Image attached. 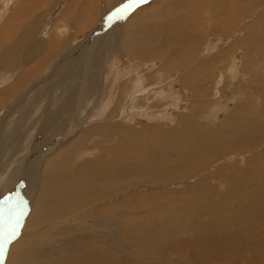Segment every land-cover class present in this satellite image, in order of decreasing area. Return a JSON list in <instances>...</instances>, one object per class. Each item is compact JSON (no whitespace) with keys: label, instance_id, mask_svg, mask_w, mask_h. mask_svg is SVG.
Wrapping results in <instances>:
<instances>
[{"label":"bare ground","instance_id":"obj_1","mask_svg":"<svg viewBox=\"0 0 264 264\" xmlns=\"http://www.w3.org/2000/svg\"><path fill=\"white\" fill-rule=\"evenodd\" d=\"M2 1L3 4L4 0ZM99 1H103V2L110 1L111 5L109 4L110 5V7L108 8L109 10L113 9L115 5H117V3L121 1L125 2V0H73L69 5H67L64 12L60 15L58 22H65L61 24H68V25L72 23L70 25H73L75 35L81 32H85L86 30L90 32L89 29L95 24H97V22L100 20L93 21L89 27L88 24L85 23V21L88 20V17L91 14V10L94 9V7L99 3ZM242 1L243 0H227V2H242ZM79 2H82V5L79 7L78 10L74 11L78 6ZM222 2H226V0H154L152 4L151 3L149 4V6H153V8L151 10L147 9L145 13H142L144 15V18L142 19H139L137 17L134 18V16L141 14L140 12H138L139 10L134 12V14L131 17H133L135 21L127 20V17L133 10L131 8L132 10H130L131 12L129 13L127 6L122 11H118L117 14L109 17L106 22L100 23L101 24V25L99 24L100 26L99 25L95 26L93 34L92 31L90 33L92 34L93 37L94 35H96V37H94L93 39L91 38V40H87V38H85L86 41L89 43L87 46L80 48L83 51L85 50L81 54V58L83 59V61H86L87 59H89V57L95 58V56L98 53L101 54V52L105 50L107 51V54L109 56L113 55L114 53H119L125 58H127L129 62H132V59L149 62V60L151 61L152 58H157V59H162V61L165 63L167 67L169 66L171 67L175 65L179 69H183L187 66L188 62L191 59L198 60L197 57L200 56L202 52L203 44H205L204 41L207 40L208 34L215 33L217 34V37L222 35L226 36L228 34V33L222 34V31L224 29H226L227 32H229L230 29L229 27H225V25H227L230 22L229 21L227 22L222 15H217V23L214 24L217 25V27H213V26L210 27L211 32L208 31L209 33L203 32L204 29L203 27L205 25V12L211 11V8L209 7L216 8L222 5L221 4ZM85 3L87 5L86 11L82 12L81 8L84 6ZM156 3L158 5H156ZM60 4H63V0H19L17 2L16 4L17 7L14 9V11L12 9L10 10V12L5 17L3 24L0 26V69L13 71L18 68L24 69L25 66L28 64H30V67H32L31 66V64L33 63L32 61L37 59L34 61L35 63H33L35 66V68L33 66V69L38 71L39 69L37 67L40 64H43L48 60L50 61L51 59H53L54 57L53 54L55 52L56 53L58 52V54L55 55L56 57L58 55L64 54L63 50L66 49L65 47L66 45H68V43L66 42V40H64V38H62L63 29L59 30L60 29L59 24L56 23L54 25L52 29L53 32L50 35V39L47 41H37L34 38L32 29L30 27L24 26V23L27 22L28 19L32 18V16L35 14L36 11H39L38 14L39 16L36 21L39 23H37L36 28L43 21H46V23L50 22V17L56 13L55 11L60 6ZM128 4L129 3H127V5ZM238 6L239 3L235 5L234 7L235 10L236 8H238ZM43 7H45V9ZM132 7H134V5H132ZM178 8L182 10L178 12L177 11ZM258 8L259 7H257V9ZM242 11L240 14L243 13L245 15L246 13H244V10ZM48 14L49 17H47ZM235 14H237V11ZM211 15L214 14L211 13ZM254 20L256 21V19ZM213 22H215V20H213ZM211 23L212 22H210V24ZM258 24L260 25L261 23L258 21ZM254 25L257 26V24ZM78 27H82L85 29L87 28V29L79 31ZM262 31H264V29H262ZM87 42L85 44H87ZM234 45H236V43L233 42L232 44L230 43L229 47L226 46L227 48L225 49L226 51L225 55H223L224 52L222 53L223 56H220L219 54L217 57L216 56L213 58L209 57L210 59L207 56V60L198 62L195 65L191 64L192 67L189 68L188 72L184 70L185 75L182 77L183 79H180L181 77H179V79L181 80L180 85L185 89V92L191 98L190 101L188 102V104L190 105L189 106L190 110H187L191 113V115L188 116L189 117L188 119H186L184 115L177 114V116L181 118L185 123L180 124V126L176 128H166L162 126L161 123H149L141 127H135L132 124H127L124 126L122 125L111 126V127H108L110 125L106 126L104 124L98 126L96 124L93 125L91 124L90 128L89 129L86 128L87 130H85L83 133L76 134L75 133L76 130H78L79 127L84 125L85 120L89 121V123L91 122L90 118L89 119L78 118L76 122V126H77L76 130L68 129V125L69 124L72 125L71 124L72 120L70 118H72L73 116L71 117V114L72 113L74 114L75 112L74 109L76 108L77 102L78 103L80 102V99L78 100V97L79 96L81 97L82 93H80L78 96L75 90L73 91H71L70 89H67L65 91L58 90L59 87L58 84H59V78L61 79L66 76L69 77L71 76L73 79L70 66L67 65H70L72 63L71 62L72 58H70V56L71 55H73V57L75 56L76 51L74 50L70 52L71 54L68 53L67 59L65 61L63 60L62 63L59 65V66L64 65L63 66L64 68L60 67L61 68L60 70L63 71L65 68L66 69L64 70L63 75H60L58 79H55L54 85L52 86L51 89L45 90L49 82L45 85L44 80H42L41 82L42 86L41 87L39 86L40 88H38L37 86L38 94L36 97L41 96L43 93H47V95H49V98L50 100H52L53 103L57 100L59 101V107L57 106L55 108L56 110L54 109L53 112L50 113V115L40 118L41 122L38 121V125L39 122L41 124L38 126L39 128L35 133H33L34 132L33 130L32 133H30L29 131L31 130L30 128L32 127V123H31L32 116L28 115L27 113L24 114L26 109L25 105L23 107L24 110L21 111L23 113L22 116L19 117V114L15 116L14 122L12 119L13 117L12 113L16 109V106L20 107V105H22L21 102L27 98L26 93L28 92L29 89L28 90L26 89L22 93L21 91L26 87L28 81H30L34 77V73H33L34 70L29 69L28 73H26V71L24 70L21 73V76L19 77L16 83L13 84L9 83L10 85L8 86L5 87L3 86V88L0 87V143L3 140L8 139L0 145V155L2 154L3 147L6 144L11 143V145L14 146V152L9 160H5L4 156H2V158L0 159V182L5 181L4 179H7L6 182L8 185L5 189H0V223H1L0 244L4 245L3 244L5 243L4 239L6 238L7 235L6 233L7 230L2 225V215L4 214V212H6L8 207L10 208V205L12 204L11 201L13 199V196L15 195L17 190H20L21 186H23L22 188L23 194L21 198L24 200V204L28 206L27 214H26L27 219L21 221L18 228L17 227L13 228L12 224L14 223L15 220L14 219H13L14 221L10 220L12 221V223L10 226H8V228L10 227L13 230L16 229L15 232L16 238L14 237L12 239L10 245L8 246V252H7L8 255L6 258L2 256L4 260L3 261L0 260V264H49L50 262L43 258L41 252H43L44 250H49V248L52 247L55 248L57 247L58 249V247L61 246L60 244H62V242H66V241L68 242V239L71 240L72 238H75L79 235L89 234L91 237L106 240L109 234L106 232L108 228V222H113L112 226L121 223L119 221L120 219L119 217L122 216L123 212H128V211H129V220L128 222H126L127 224H125L126 227L125 225L122 226L124 234L132 235L136 232H139L137 233L139 238L144 241V242L142 241L143 243L149 246L148 244L152 242L151 238L152 236H154L152 234L160 227L161 221L157 219L153 214H151L150 213L151 211L149 212L147 210L146 212H142V213L139 212V206H141V204L143 206L146 202H148L149 203L148 208H150L153 212H155L156 211L155 209H158L159 204L165 203V201H168L174 207H176L175 208L176 210L177 208L184 209L183 214L182 212H180L179 214L180 223H178L177 220L175 221L174 219H173L174 222H170L173 224V226L171 225L173 229H177V228L182 229L184 225H188V226L193 225L197 229L205 228L209 231L211 230L213 232H211L209 236H214L215 238L214 240L215 250L214 252L212 250L209 255H205L204 253L202 254L197 253L194 250L191 251L189 249L191 244L187 247H184L183 245L178 246L174 241L175 240L173 238L174 235L173 237L168 235L170 233L169 230L168 234L162 232V236L166 235L165 238L168 237L167 242L173 244L170 246L168 244V247L170 249L169 251H171V249L178 248L179 250L178 252L182 254L180 255L183 258L182 259H176L174 257L171 258V256L168 255L169 253L168 250L166 251V253L168 252L167 255H165L163 252L166 250L167 245L165 244L166 242L163 241L165 242L163 244L166 245L163 246L165 250H163V248L161 249L162 243L160 242L161 246L160 245L159 246L163 252L159 253L157 251L159 254L155 255L156 256L155 258L151 257L152 258V261L150 260L151 262H154L155 264H220L217 263V243H218L217 227L227 229L230 226L244 224L245 231L242 232V234L238 235L237 238L235 237L238 247L240 246V248L237 250L238 254H240L244 260L243 262H239L238 264H254L255 262H258V264H264V226L254 227L252 220H248L247 218L249 215H254V214L256 215L258 213L257 208L255 209L254 206L255 204L253 205V202L256 200L254 187L259 180L264 181V167L255 166L254 159H252L250 163L246 162V164L244 165L239 164L240 166H243L244 169L238 168L236 166L237 164L235 165V163L233 162L232 165L225 166L220 170L218 169L216 173L214 172L215 173L214 175L211 174L208 177H206L205 175L206 178L204 179L205 180L204 182L199 181L200 183L198 182L195 184H191L185 189H183L184 192L182 191L179 192V190L174 192L167 191V189L170 186L169 183L172 182L174 179L179 180L178 177H181L183 179H188V181H191L190 179L193 177L194 174L199 173L205 168L206 165L203 163L204 162L203 159L205 158L206 155L205 152L207 151H203L202 147H201L202 149L196 148V145L202 146V144L200 143H202L205 139H214L215 137H217V133L219 132L222 133L225 131V129L223 128L225 125H231L237 122L236 126L234 127L235 132L233 135H231L234 137V140L236 139L235 141L233 140V144L235 145L233 146L232 150L235 152L238 149H242L246 147V143L243 142L247 141L248 135L243 134V130L247 124L248 119L245 120L246 118L244 117L245 114L240 112L239 109H238L239 111H236V113L234 114H230V115L227 114L228 115L227 118L225 120L220 121V123L217 124V127L215 128L214 131L212 130L209 131L206 127H202L197 121L200 120V118L202 119V116L206 118V110H210L211 112L214 111L212 106L216 102L212 99L214 95H217L219 88V83L216 80V74H215L218 69L217 66H219L217 63L218 62H221V64L223 63L221 61L222 57L226 55H230L233 52ZM193 51L195 52V55L188 58ZM178 55H180L181 58L178 62H176L175 57ZM69 62L71 63L68 64ZM51 64L54 63L51 62ZM167 67L166 68L161 67V68L165 71H169L170 69L173 71L178 70L175 68H167ZM57 70H59L58 67ZM30 73L33 74L31 75ZM80 74L82 73L80 72ZM91 74L92 73H90V75ZM99 79L103 81L102 78ZM150 80L153 81L152 78H150ZM2 83L3 82H1V84ZM94 84L93 86H95ZM89 85H91V82ZM120 85L121 87L118 92L119 94L118 96H116V98L118 97V100L115 101L116 103L113 104L111 107H109L106 102L102 106V109L105 112L107 111L109 115L124 114L127 111V109L125 108L127 105L126 83L123 82ZM111 87L112 84L106 83L107 89H110ZM206 88H210V90L207 92ZM80 91L82 90L80 89ZM136 92H139V94L142 95H146L148 93L149 99L158 98L159 101L164 100V97L161 93L159 92L153 93L150 88H145L144 90H140V88L138 87L136 88ZM85 98H87L86 95ZM205 101H209V102H205ZM31 103L30 105H32ZM79 106L80 104H78V107ZM83 106L84 108H86L85 105ZM258 107L260 108L262 107V105L261 106L258 105L257 108ZM98 109L101 108L99 107ZM98 109L96 110L98 111ZM135 110L140 111L141 110L140 105L135 107ZM90 112L92 111L90 110ZM109 117L111 118V116ZM34 118L36 119L37 116ZM133 118L134 117H132V119ZM10 119H12L11 120L12 122H10V124L13 123V125L15 124L17 125L15 133L7 129L8 120ZM259 121H264V115L261 113L259 114V116H255L253 119H251V124L255 127H261V125L258 124ZM239 122H244V123H239ZM87 125H85V127ZM28 127L29 130L27 132L25 131L26 132L25 136L21 138L23 140L18 141V139H16L17 140L16 142H12L11 139H13L14 134L19 135ZM255 127L254 129H256ZM250 132L251 135H249V140H250L249 142H251L252 144L251 140L254 139V135L252 131ZM225 133L223 135H225ZM74 134L76 135V137H71ZM49 135H52V138L46 139V137ZM223 135L221 136L223 137ZM59 136H61V138L56 139V137ZM30 137H32L33 140L32 144L30 143V139H31ZM228 137H230V135ZM233 137H231V140ZM244 137L245 139H243ZM219 138L220 135L217 139ZM97 139L98 141L95 142ZM225 140L228 141L230 140V138ZM64 141H67V145L64 148H61L60 144ZM220 141H222V139L219 140V142ZM212 145L209 144V146ZM204 147H206V145ZM217 148L216 145H214L212 147L213 149L212 151L214 152V150ZM224 148L225 147H222V149ZM209 150L211 151V149ZM210 151H208L209 154ZM244 152L246 153V151ZM262 152L264 153V151ZM88 155H91L92 157H85L82 159L81 158L78 159V157L80 156H88ZM210 160L213 159L211 158ZM14 168L17 169L16 173L19 174L17 175V177H15V179L11 180V178L6 174L10 173V171ZM254 169L257 170L255 171ZM212 181L215 182L219 181L220 183H222L223 185L221 186L223 187L222 188L223 192H219L216 186H215L216 188L212 187L210 185ZM166 184H168V188H166L165 190L164 189L159 191L155 190L154 192L153 190L150 189L151 191L145 195L144 200L139 201L140 197L138 196L142 194L136 192L139 186L151 185L152 187L153 185L163 186ZM15 185L17 186V188ZM20 191L19 193H21ZM127 191H131V193L126 196L123 195L124 197L122 199H117L116 201L108 204L110 198L113 199L114 197L120 195L121 193L126 194ZM181 195L187 198L185 199L186 202L183 201V197ZM95 207L99 209H97L92 213H84L83 216H80L81 214H79L78 223L77 222L76 224L74 223V226H72V222L64 223L62 226H59L63 222L71 219V217L74 216V212L81 209H91ZM262 209H264L263 206ZM262 209L260 208V210ZM186 210L192 212L188 214L185 213ZM203 211H210V213L206 214L203 213ZM260 213L262 212L260 211ZM135 214H138L141 217L142 215H145V218H143L144 220L139 218L138 221L136 222L133 221L134 220L133 215ZM109 217L111 218L109 219ZM201 219H203L205 223L201 224L200 222ZM254 223L259 225H264L263 220L260 221L254 220ZM163 224L166 225L165 223ZM57 227L59 229H57ZM172 227L170 228L172 229ZM11 229L9 230L11 231ZM181 232L183 233V231ZM172 234L175 233L172 232ZM161 238L162 237H160V239ZM185 238L186 236L183 239ZM230 238H232V236L228 235L227 240L229 241ZM176 239H179L178 236ZM84 240H86L85 237ZM58 241H62L61 243L59 242V246L57 245ZM86 242H89V240ZM158 242L159 241H157V244H159ZM178 243L180 244L181 242ZM204 243H205V239L201 238L199 240V244L203 245ZM71 244H74V242H72ZM130 244L131 243H129L128 245L130 246ZM75 245L76 247L78 246L77 243ZM72 246L73 245H71V247ZM2 247L4 248V246ZM152 248L154 247H151V249ZM193 248L195 249L196 245H194ZM95 251L92 253H95ZM99 253L100 251H97V255H99ZM131 254L133 253L131 252ZM143 255L145 257V254ZM110 256L113 257L114 260L116 258L119 260L118 261L116 260L117 262L114 263L110 261L111 259L108 260V258L103 257L102 261L108 260V262H105L103 264H142L141 261L140 263L135 261V258L129 260V258L118 257L115 253H109V257ZM132 256L134 257V255ZM239 258L240 256L237 257V259ZM97 262L98 264H100L101 258ZM52 263H56V261ZM59 264H90V263H88L87 260L84 261L79 259L74 261L62 260Z\"/></svg>","mask_w":264,"mask_h":264},{"label":"rangeland","instance_id":"obj_2","mask_svg":"<svg viewBox=\"0 0 264 264\" xmlns=\"http://www.w3.org/2000/svg\"><path fill=\"white\" fill-rule=\"evenodd\" d=\"M18 1L19 0H6V1L4 0V3L2 4L3 1L0 0V4H1V6H0V26L3 24V22L5 20V17L10 12V10L12 9L14 11V9L17 7L16 4H17ZM72 1L73 0H63V4H60V6L55 11L56 13L53 16L50 17V22H48V23H46V21H43L36 28L37 23H39V22H36L37 19H38V16H39L38 15L39 11H36L35 14L32 16V18L28 19V21L24 23L25 27H30L32 29L34 38L37 41H47V40H49L50 39V35L53 32L52 29H53L54 25L56 23L59 24L60 25V29L59 30L63 29L62 30V38H64V40H66V42L68 43V45H66V47H65L66 49L63 50L64 54L58 55L56 57L55 55H57L58 52L57 53L55 52L53 54V56H54L53 59H51L50 61L48 60L47 62H45L43 64H40L37 67L39 69L38 71L33 69V66H34L33 63H35L34 61L37 60V59L32 61L33 63L29 62V63L33 64V65L31 64L32 67H30V64H28L29 66L26 65L24 69L23 68H18V69L13 70V71L12 70L0 69V87H2V88H3V86L5 87V86H8L10 84L16 83L18 81L19 77L21 76V73L24 70L26 71V73H28L29 69H33L34 70L33 71L34 77L30 81H28V83L26 84V87L24 89H22V91H21V93H22L26 89L27 90L29 89L28 92L26 93L27 94V98L21 102L22 105H20V107L16 106V109L12 113L13 114L12 119H13V122H14V117L15 116H17L18 114H19V117L22 116L23 113L21 111L24 110L23 107L25 105L26 109H25L24 114L27 113L28 115L32 116V119H31L32 120L31 121L32 127L30 128L31 130H29V127L31 126L30 125L27 129H25L19 135H15L14 134L13 135V139H11L12 142H16L17 141L16 139H18V141L23 140L21 138L23 136H25V134H26V132L28 130L30 131V133H32V130L34 131L33 133H35L38 130V128H39L38 126L41 124L40 123L41 122L40 118H43V117H46V116L50 115V113H52L53 110L57 106L59 107V101L57 100V101H55L53 103L52 100H50L49 95H47V93H43L41 95L42 97L39 96L40 98L36 97L37 94H38L37 90H38V88H40L42 86V84H41L42 80H44L45 85L49 82V84H48V86H47V88L45 90L52 88V86L54 85L55 79H58L60 75H63V72L66 69L65 68L63 71L60 70L61 69L60 67L64 68L63 67L64 65L63 66H59V65L62 63L63 60L65 61L67 59V57H68L67 54L68 53L71 54L70 52L73 51V50L76 51V54H75L74 57H73V55L70 56V58H72V61H71L72 63L69 62L68 64H70V63L71 64L67 65V66H70V70L72 72L71 74L73 76V79H72L71 76H70L71 78L69 76L63 77L61 79L59 78L58 90H61V91H65L67 89H70L71 91L75 90L78 96H79L80 93H82L81 97L80 96L78 97V100L80 99V102L79 103L77 102L76 108L74 109V111L77 112V113L74 112V114L73 113L71 114V117L73 116L72 118H70L72 120L71 121L72 125H70V124L68 125V129L76 130V127H77L76 126V122H77L78 118L79 119L80 118H87V119L90 118V120H91L90 123H89V121L85 120L84 125H82L81 127L78 128V130H76L75 133L76 134H80V133H83L85 130H87L86 128L89 129L91 124L92 125L96 124L97 126L101 125V124H104L106 126L110 125L108 127L119 126V125L124 126V125H127V124H132L135 127H141V126L147 125L149 123H161L162 126H164L166 128L179 127L180 124L185 123V122H183V120L181 118H179L177 116V114L184 115V117H186V119H188L189 118L188 116L191 115V113L189 111H187V110H190V107H189L190 105L188 104V102L190 101L191 98H190V96L187 95V93L185 92V89L180 85L181 84L180 83L181 82L180 79H183L182 77L185 75V71L188 72L189 68L192 67V65H195L198 62L207 60V56H208V58L209 57L213 58L215 56L217 57L219 54H220V56L225 55V52H226L225 49L230 46V43L232 44L234 42V43H236V45L233 46L234 47L233 52L230 55H226V56L222 57L221 61L223 63L221 64V62H218L217 63L219 65V66H217L218 69L215 68V69H217V72L215 74H216V80L219 83V88H218L217 95H214L212 100H214L217 103V105L215 103L212 106L213 109H214L213 112H211L210 110H206V118H204L202 116V119L200 118V120H197V121L202 127H206L209 131H211V130L214 131L215 128L217 127V124L220 123V121L225 120L228 115L234 114V113H236V111L240 110V112L245 114L244 115V117H246L245 120L248 119L247 124H246V126H245V128L243 130V134L248 135L247 141L243 142V143H246V147L242 148V149H238L239 151L237 150L235 152L232 150L233 146L235 144H233L234 137L231 136V135H233L234 132H235L234 127L236 126L237 122L235 124L225 125L223 127L225 129V131L222 132V133L221 132L217 133V137H215L214 139H205L204 141L207 140L206 142L203 141L202 143H200V144H202V146H197L196 145V148H201L202 147L203 149L202 148L201 149L203 151H207L208 152V151H210L209 149H211V151H210V154H209V152L208 153L205 152L206 155H205V158L203 159L204 162L202 161L206 165L205 168L203 169L204 171L202 170V171H200L201 173L199 172L197 174H194L193 177L190 179L191 181H188V179H183L181 177H178L179 180L178 179H174L172 182L169 183V185H170L169 188H168V184L163 185V186L162 185H157V186L153 185L152 187H151V185L139 186L138 190L136 192L140 193V194L142 193L140 196H138V197H140L139 201L144 200L145 195L148 192H150L151 190H153L155 192V190L159 191V190H162V189L165 190L166 188H168L167 189L168 192L169 191L174 192V191H177V190H179V192L180 191L184 192L183 189H185L189 185L198 183L199 181L200 182H204L205 181L204 179L206 177L210 176L211 174L214 175L218 171V169L220 170L221 168H223L225 166L232 165L233 162L235 163V165L237 164L236 166L238 168L244 169V167L240 166V165H244V164H246V162L250 163L251 160L254 159L255 166L264 167V153L262 152V151H264V141H263L264 140V121H259L258 122V124L261 125V127H255V126H253L251 124V119H253L255 116H259L260 113L264 115V113H263V111H264V107H263L264 106V60H261V59H264V49H263V47H264L263 46L264 45V31H262V29H264V26H263V24H264V2L263 1L264 0H243L242 2H227V0H226V2H222L221 3L222 5H220V6L216 7V8L209 7V8H211V11H206L205 12V25H206V27L204 25L203 32L209 33V32H211V28L210 27H212V26L213 27H217V25H214L215 23H217V15H222L224 17V19H226L227 22L228 21L230 22L227 25H225V27H229L230 28L229 32H227V30L224 29L222 31V34H226V33H228V34L226 36L222 35V36H218V37H217V34H215V33L208 34L207 35V40L204 41L205 44H203L202 52H201L200 56L197 57L198 60H194V59L192 60L191 59L188 62L187 66L185 68H183V69H179L175 65H173L171 67L170 66L167 67L165 65V63L162 61V59H157V58H152L151 61L149 60V62L148 61L137 60V59H132V62H129L127 60V58H125L121 54L114 53L113 55L109 56L107 54V51H105V50L104 51L106 53L103 51V52H101V54L98 53L95 56V58L89 57V59H87L86 61H83V59L81 58V54L85 50L83 51L80 48H83L84 46L88 45L89 42H87L85 38H87V40H91V38L93 39L94 37H96V35H94V37L92 36L95 26L99 25L102 22H106L109 17L117 14L118 11H122L127 6H128L129 13L131 12L130 10L133 9L132 12L127 17L128 21H135V19H134L135 17H137L139 19H142V18H144V15L142 13H145L147 9L151 10L153 8V6H149V4L150 3L152 4V2L154 0H144L141 3H134V4H132V5H134V7H132V6L129 7V4L132 3V0H128V1L125 0V2L121 1V2L117 3V5H115V7L113 9H110V10L108 9L110 7V5H111L110 1H107V2L106 1H104V2L103 1H99V3L94 7V9L91 10V14L89 15L88 20L85 21V23L88 24V27H89L92 24L93 21L100 20L101 22L98 21L97 24H95L94 26H92L89 29L90 32L92 31V34L89 31L86 30L87 28L85 29V28H82V27H78L79 31L86 30L88 33L85 31V32H81V33L76 34V35H75V32H74L73 25H70L72 23L68 22V23H70L68 25V24H61V23H65V22H58V19H59L60 15L64 12V10L66 9L67 5H69ZM248 1H250L251 3L248 2ZM252 1H254V2H252ZM144 2H146V3H144ZM86 3H87V1H86ZM86 3L81 8L82 12L86 11V7H87ZM125 3H126V5H125ZM127 3H129V4L127 5ZM238 3H239V6L235 10L234 7ZM81 5H82V2H79L78 6L76 7V9L74 11L78 10ZM156 5H158V4L156 3ZM258 5H261V6H258ZM257 7H259V8L257 9ZM43 8L45 9V7H43ZM1 9H3V10H1ZM137 10H139L138 12H140L141 14H139L137 16H134V18L131 17L134 14V12L137 11ZM180 10H182V9H180V8L177 9L178 12ZM242 10H244V13H246L245 15L243 13L240 14ZM236 11H237V14H235ZM249 12H251V13H249ZM258 12L261 14V16H260V14ZM211 13L214 14V15H211ZM255 13H258V14H255ZM47 17H49V14L47 15ZM253 18L256 19V21ZM259 18H260L261 21L259 20ZM213 20H215V22H213ZM244 21H245V23H244ZM258 21L261 23L260 25L258 24ZM210 22H212V23L210 24ZM111 24H112V22H111ZM254 24H257V26L254 25ZM250 30L252 31V33H251ZM256 33H258V34H256ZM261 35H263V36H261ZM225 38H227V39H225ZM244 39H245V41H244ZM220 40H221V42H220ZM250 40H251V42H250ZM86 42H87V44H85ZM206 42H208V43H206ZM247 43L250 44V45H248ZM251 43H253V44H251ZM260 46H261V48H260ZM215 47H217V48H215ZM71 48H72V50H71ZM212 48H213V50H212ZM241 49H242V51H241ZM210 50H212V51H210ZM244 50H245L246 53L244 52ZM223 52H224V54L222 55ZM64 55H65L66 58L64 57ZM194 55H195V52L193 51L188 58H190V57H192ZM246 55H247V57H246ZM75 57H77V58H75ZM180 58H181L180 55L176 56L175 57L176 62H178L180 60ZM108 60H109V62H108ZM53 61H55V62H53ZM51 62L54 63V64H51ZM57 67L59 68V70H57ZM161 67H163V68L164 67L165 68L166 67L167 68H175V69H178V70L173 71V70L170 69L169 71H165ZM34 68H35V66H34ZM78 68H80V69H78ZM91 69H92V71H91ZM73 71H75V72H73ZM171 71H172V73H171ZM77 72H79V73H77ZM80 72L82 74H80ZM212 72H214V71H212ZM90 73H92V74L90 75ZM96 73H97V75H96ZM75 75H76V78H75ZM179 77H181V78L179 79ZM27 78H29V77H27ZM99 78H102L103 81L101 79H99ZM150 78H152L153 81H151ZM87 79L89 80V82H88ZM81 80H83V81H81ZM93 81L95 82V84H94ZM1 82H3V83L1 84ZM90 82H91V85H89ZM121 82L122 83L123 82L126 83L127 105H126L125 108L127 109V111L124 114L109 115L107 111L105 112L102 109V106L106 102H107L109 107H111L113 104L116 103L115 101L118 100V97L116 98V96H118V94H119L118 92H119L120 87H121L120 84H122ZM87 83H88V85H87ZM106 83L112 84V87L110 89H107L106 88ZM93 84L96 87L93 86ZM70 85L71 86L73 85L72 86L73 88ZM37 86H38V88H37ZM138 87L140 88V90H144L145 88H150L153 93L154 92H159V93H161L163 95L164 100L163 101H159L158 98L149 99V94L148 93L146 95H142V94H139V92H136V88H138ZM80 89L82 91H80ZM206 90L208 92L210 90V88H206ZM34 93H36V94H34ZM83 93L86 95L87 98H85V95ZM98 94H99V97H101V98L98 97ZM205 102H209V101H205ZM27 103H29V104H27ZM30 103L32 105H30ZM43 103H45V104H43ZM78 104H80L79 107H78ZM83 105H85L86 108H84ZM139 105L141 107V110L140 111L139 110L136 111L135 107H137ZM258 105L259 106L262 105L263 108L262 107H260L261 109L259 107L257 108ZM87 106H89V107H87ZM176 106H178V107H176ZM29 107H30V109H29ZM99 107L102 110L98 109ZM89 108H91V109H89ZM36 109H37V111H36ZM50 109H51V111H50ZM93 109H95V110H93ZM96 109H98V111ZM88 110H89V112H88ZM90 110L92 112H90ZM254 112H256V113H254ZM91 115H92L93 118L91 117ZM96 115L97 116L99 115V116L97 117ZM36 116H37V118L35 119L34 117H36ZM109 116H111V118ZM132 117H134V118L132 119ZM12 119L8 120V124L6 123L7 124V129H9L13 133H15L17 125L16 124L13 125V123L10 124V122H12L11 121ZM92 120H93V122H92ZM132 120H133V122H132ZM38 121H40L39 125H38ZM239 123H244V122H239ZM85 125H87L89 127H87V126L85 127ZM249 126H250V128H249ZM254 127L256 129H254ZM228 131H230V132H228ZM250 131H252V133L254 135V139L251 140L252 144H251V142H249L250 141L249 140V135H251ZM224 133H225V135H223ZM219 135H220V138L217 139L219 137ZM221 135H223V137ZM229 135H230V137H228ZM224 136H226V137H224ZM47 137H46V139H49V138L51 139L52 135H49ZM71 137H76V135L74 134ZM231 137H233L232 140H231ZM30 138H31L30 139V143L32 144V141H33L32 137H30ZM59 138H61V136L56 137V139H59ZM228 138H230V140H228V141L225 140V139H228ZM25 139H26V137H25ZM221 139H222L223 143H222V141L219 142V140H221ZM243 139H245V137ZM6 140H8V139L3 140L0 143V145ZM97 141H98V139L95 142H97ZM57 142H59V141H57ZM204 143H206V144H204ZM209 144L210 145L213 144V145L209 146ZM218 144H219V146H218ZM220 144H222V145H220ZM229 144H230L231 147L229 146ZM66 145H67V141H64V142H62L60 144L61 148H64ZM205 145H206L207 148L204 147ZM214 145H216V148L217 147L218 148L215 149L214 152H213L212 151L213 150L212 147ZM226 145H227V147H226ZM222 147H225V148L222 149ZM231 150H232V152H231ZM244 151H246V153ZM13 152H14V146H12L11 143L6 144L3 147V152L0 155V159L2 158V156H4L5 160H9L11 158ZM247 152H248V154H247ZM225 153H226V155H225ZM229 153H231V154H229ZM207 154H208V156H207ZM85 157H92V156L91 155L80 156V157H78V159H80V158L82 159V158H85ZM211 158L213 160H210ZM261 160H262V162H261ZM208 164H209V166H208ZM254 170L256 171L257 169H254ZM16 171H17V169L14 168V169H12L10 171V173H7L6 175L9 176L11 178V180L15 179V177H17V175L19 174V173H16ZM205 175H206V177H205ZM137 176H139V175H137ZM197 176L199 177V179H198ZM129 177H131V176H129ZM194 178H195V180H194ZM4 180L5 181L0 182V189H5L8 186L7 182H6L7 179H4ZM180 180H181V182H180ZM210 185L212 187H214V188L217 187V190L219 192H223V189H222L223 187L221 186L223 184L220 183L219 181H217V182L212 181ZM16 188H17V186H16ZM22 188H23V186H21V188H20L21 191L17 190L15 195L13 196V199L11 201L12 204L11 205L9 204L10 208L8 207L9 211H8V208H7L6 212H4V214L2 215V225L7 230L6 231L7 235H6V238L4 239L5 243H3L4 245H2V246H4L3 254H2V256L4 258H6L7 255H8V253H7L8 252V246L10 245L12 239L14 237L16 238V236H15L16 229L13 230L10 227L8 228V226H10L11 223H12V221H10V220L14 219L15 221L13 220L14 223L12 224V226H13V228H15V227L18 228V226L21 223V221H24V220L27 219L26 218V214H27L28 206H26V204H24V200L21 198L22 194H23L22 193ZM254 190H255L256 200L253 202V205L255 204L254 206H255V209L257 208V212L258 213L256 212L257 216L254 214V215H249L247 218H248V220H252L254 227H262L264 225L256 224V223H254V220H256V221L257 220L258 221L263 220L264 221V211H263L264 209H262V206L264 207V197H263L264 196V181L259 180L257 182V184L255 185ZM19 191L21 193H19ZM130 193H131V191H127L126 194L121 193L120 195L114 197L113 199L110 198L108 204L116 201L117 199H122L124 196H126V195H128ZM30 196H29V198H30ZM181 196L183 197V201H185V199H187L183 195H181ZM24 197H25V195H24ZM255 202L257 203L258 206L256 205ZM148 204H149L148 202H146L143 206L141 204V206H139V212L142 213V212H146L147 210L149 212L151 211L150 213L153 214L157 219H159L161 221L160 227L152 234L155 237L152 236V238H151L152 242H150V244H148L149 246L154 247L152 249H151V247H149L145 243H143L144 241L139 238V236L137 234L139 232H136V230H135L136 233H134L132 235H125L124 234L122 226L127 224L126 222H128V220H129V211H128V212H123L122 216L119 217L121 219V220L119 219V221L121 223H119V224H117L115 226H112L113 222H108V228H107L106 232L109 233V234H108L106 240H102L100 238L91 237L89 234L79 235L80 237L77 236L75 238H72L71 240L68 239V242L67 241L66 242L58 241L57 242L58 246H59V242L60 243L62 242V244H64V245L60 244L61 246H59L58 249H57V247L56 248L55 247L49 248V250H44L43 252H41V254H42V256H43V258L45 260L50 262L49 264H59L62 260H72V261H74V260H79V259L84 260V261L87 260L88 263H90V264L91 263L92 264H98L97 261L100 258H101L100 264L108 262V260H110V259H111L110 261L116 263L119 259L116 258L114 260L113 257H111V256L109 257V253H115L118 257L129 258V260L135 258V261H137L139 263L141 261L142 264H147V263L148 264H153L154 262H151L152 261L151 257L155 258L156 257L155 255H157L159 253H162L163 251L161 249L163 248V246H166V245H167L166 250H165V248H163V250H165L163 253L165 255H167L168 252L166 253V251L170 250L169 247H168V244H169V246L173 245V244H170L169 242H167L168 237L165 238L166 235L163 234L164 236H162V232L165 233V234H168L169 230H170V233L168 235L171 236V237H173V235H174V237H173L175 239L174 241H175L176 245H178V246L179 245H183L184 247H187V246H189L191 244V246L189 247V249L191 251L194 250L197 253H201V254L204 253L205 255H209L212 250L214 252V250H215V246H214L215 238H214V236H209V234L211 232H213V231H211V230L209 231V230H207L205 228H198L197 229L193 225L192 226L184 225V227H182V229L177 228L178 230L177 229H173V227H172L173 224L170 223V222H174L173 221V219H174L175 221L177 220V222L180 223L179 214H180V212H182V214H183L184 209L177 208V210H176L175 209L176 207H174L168 201H165V203H160L158 209H155L156 211L153 212L150 208H148V206H149ZM260 208L262 210H260ZM91 209H93V210H91ZM91 209H81V210H78V211L74 212V216L71 217V219L63 222L59 226H62L64 223H70V222H72V226H74V223L75 224H76V222L78 223V215L79 214H81L80 216H83L84 213H92V212L96 211L99 208L95 207V208H91ZM260 211L262 213H260ZM191 212L192 211H189V210L185 211V213H188V214H190ZM6 213H8V214H6ZM203 213L209 214L210 211H203ZM5 215H7V216H5ZM110 218L111 217H109V219ZM139 218L143 219V218H145V215H142V217L140 215H138V214L133 215V219H134L133 221L136 222V221L139 220ZM200 222H201V224L205 223V221L203 219H201ZM163 223H165L166 225H164ZM58 227H57V229L60 228V227L59 228ZM125 227H126V225H125ZM170 227H172V229ZM9 229H11V231ZM159 229H160V231H159ZM181 231H183V233ZM244 231H245L244 224H239V225H236V226H230L227 229H223V228L217 227V241H218V243H217V263H220V264H223V263L224 264H238L239 262H243L244 261L243 257L240 254H238L237 250L240 248V246L238 247V244L236 243L237 236L242 234V232H244ZM172 232L175 233V234H172ZM179 232H180V234H179ZM185 232H186V234H185ZM117 234H118V236H117ZM156 235H158V236H156ZM228 235L232 236V238H230L229 241L227 240V236ZM135 236H137V237H135ZM177 236H178L179 239H176ZM181 236H183V237H181ZM185 236H186V238L183 239ZM84 237H85L86 240H84ZM160 237H162L161 238L162 241H161ZM201 238L205 239V243L203 245L199 244V240ZM7 240H8V242H7ZM81 240H83V241H81ZM88 240H89V242H86ZM71 241L74 242V244H71L72 243ZM157 241H159L158 242L159 244H157ZM163 241H165L166 243L163 242ZM160 242L162 243V246H161ZM178 242H181V243L179 244ZM66 243H67V245H66ZM76 243L78 245L77 247L75 245ZM82 243H84V244H82ZM129 243H131L130 246L128 245ZM142 243H143V245H142ZM163 243H165L166 245L163 244ZM71 245H73V246L71 247ZM157 245L158 246L160 245L161 249H160V246L158 247ZM194 245H196L195 249L193 248ZM68 247L70 248V250H69ZM73 248H75V249H73ZM141 248H144L145 250L141 249ZM153 249H155V250H153ZM176 249H177V251H176ZM54 251H56V252H54ZM89 251L91 253L95 251V253L91 254ZM97 251H100L99 255H97ZM172 251H173V253H172ZM178 251H179L178 248L171 249V251H169L168 255L171 256V258L174 257L176 259H182L183 258L181 256L182 254L179 253ZM87 252H88V254H87ZM131 252L133 254H131ZM45 253L48 254V255H46ZM49 253H51V254H49ZM143 254H145V257H144ZM148 254H149V257H148ZM178 254H179V256H178ZM132 255H134V257ZM2 256H0L1 257L0 260L3 261L4 258ZM238 256H240L239 259H237ZM103 257L104 258H108V260L107 261H102ZM54 261H56V263H52ZM255 263L258 264V262H255Z\"/></svg>","mask_w":264,"mask_h":264},{"label":"snow or ice","instance_id":"obj_3","mask_svg":"<svg viewBox=\"0 0 264 264\" xmlns=\"http://www.w3.org/2000/svg\"><path fill=\"white\" fill-rule=\"evenodd\" d=\"M140 2H142V0H132V3L129 4V7H131L132 4L134 3H140ZM2 254H3V247H2V244H0V256H2Z\"/></svg>","mask_w":264,"mask_h":264}]
</instances>
